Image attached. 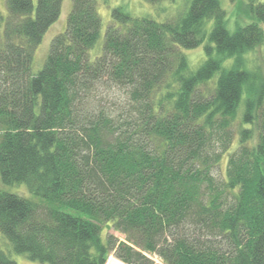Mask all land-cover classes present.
<instances>
[{
  "label": "trees",
  "instance_id": "trees-1",
  "mask_svg": "<svg viewBox=\"0 0 264 264\" xmlns=\"http://www.w3.org/2000/svg\"><path fill=\"white\" fill-rule=\"evenodd\" d=\"M62 2L0 13V178L39 198L0 190L13 250L47 264H264V70L246 57L264 2L245 0L233 31L220 0L163 21L115 7L98 47L107 0H71L34 71ZM201 45L192 69L182 49ZM0 264L16 262L0 248Z\"/></svg>",
  "mask_w": 264,
  "mask_h": 264
},
{
  "label": "rangeland",
  "instance_id": "rangeland-1",
  "mask_svg": "<svg viewBox=\"0 0 264 264\" xmlns=\"http://www.w3.org/2000/svg\"><path fill=\"white\" fill-rule=\"evenodd\" d=\"M259 2H264V0H257ZM34 4L37 3V0H33ZM186 0H175V2L168 4L167 2H163L159 4H152L145 0H107L106 4L100 3L98 5V13L101 17V29H100V37L97 41V46L102 43L103 36L107 26L111 23V11L115 7H123L125 10L129 12L134 17H142L149 16L154 20L163 21L165 18L171 17L173 15L178 14L186 5ZM221 6L226 11V25L230 31H233L237 25H241L250 20L247 6L245 0H220ZM71 7V0H63L62 8L58 19L53 22L44 33L41 43L36 48L33 60L32 68L34 71H38L44 62V59L48 53L49 45L52 38L60 32H63L66 27L67 15ZM0 13L2 15H6V0H0ZM212 25V21L207 23V28L209 29ZM261 27L264 31V24H261ZM96 46V47H97ZM95 49V48H94ZM94 50H91V55H95ZM183 53L188 59L189 65L192 69H196L201 62L205 59V53L203 51V46L194 48V49H182ZM248 67H252L254 65H261L264 70V40L263 42L254 48L252 51L248 52L247 55ZM227 64V63H225ZM224 64V65H225ZM241 106L239 107L240 111ZM238 121V120H237ZM238 125V123H237ZM237 144V139H235L234 145L232 146L233 150ZM228 154H225L222 159V169H224V164L227 160ZM0 190L5 192H10L17 194L19 196L29 198L32 200H39L37 196L32 195L26 185L24 183L20 184H5L1 181L0 178ZM70 211V210H68ZM110 232L117 236L120 239H123V236L109 228V226H104L103 234ZM104 237V236H103ZM0 248L7 253L11 259H13L16 264H47L40 262L38 260L30 259L27 254L17 253L13 250L8 239L0 232ZM153 258L159 262V259L155 256ZM108 259V257H107ZM107 263L110 264L111 261H117V264H124L123 262L110 258ZM109 261V262H108Z\"/></svg>",
  "mask_w": 264,
  "mask_h": 264
},
{
  "label": "bare ground",
  "instance_id": "bare-ground-1",
  "mask_svg": "<svg viewBox=\"0 0 264 264\" xmlns=\"http://www.w3.org/2000/svg\"><path fill=\"white\" fill-rule=\"evenodd\" d=\"M110 264H117V261H111Z\"/></svg>",
  "mask_w": 264,
  "mask_h": 264
},
{
  "label": "built area",
  "instance_id": "built-area-1",
  "mask_svg": "<svg viewBox=\"0 0 264 264\" xmlns=\"http://www.w3.org/2000/svg\"><path fill=\"white\" fill-rule=\"evenodd\" d=\"M111 258V256H109V258L108 259H110ZM109 262V261H108Z\"/></svg>",
  "mask_w": 264,
  "mask_h": 264
}]
</instances>
